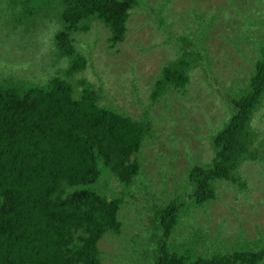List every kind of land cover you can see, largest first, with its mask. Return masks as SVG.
Here are the masks:
<instances>
[{
    "label": "trees",
    "instance_id": "1",
    "mask_svg": "<svg viewBox=\"0 0 264 264\" xmlns=\"http://www.w3.org/2000/svg\"><path fill=\"white\" fill-rule=\"evenodd\" d=\"M45 3L54 5L50 16L58 21L51 25L52 19L41 15L47 26L40 28L37 9ZM140 3L0 0V45L14 44L0 47V55L13 64L6 75H0V264H104L99 241L107 232L121 234L125 230V215L122 218L119 210L139 174L141 164L133 157L140 151L152 123L100 103L102 88H95L79 75L87 67V58L77 52L74 42L76 34L99 22L109 28L111 46H117L125 40L128 20ZM9 13L13 19H9ZM204 15H198L202 20L194 31L197 42L191 37L176 38L184 49L183 57L163 67L154 99L164 91L165 84L185 87L192 62L203 58L207 31L215 18L210 14L206 21ZM32 18L33 33L41 32L45 47L48 40L52 47L48 51L53 50L56 58L68 60L65 67L48 71L41 65L36 75L22 73L30 65L14 61L12 56L23 51L24 40H29L23 35L17 41L9 29L1 27L8 28L13 22L28 24ZM242 19L248 25L264 27V19ZM159 20L162 24V18ZM243 30L249 32L247 26ZM260 50L262 57L254 64L248 88L231 98L234 111L212 138L216 150L212 164L195 165L189 172L193 185L188 195L191 205L216 199V182H237L239 165L258 157L259 151L252 148L257 141L252 121L264 105V43ZM112 178L124 190L111 196L108 192ZM186 206L185 201L176 200L149 205L148 211L157 223L154 264L264 261V248L212 255L189 249L182 254L184 250L173 249L172 239ZM135 235L139 234L132 238Z\"/></svg>",
    "mask_w": 264,
    "mask_h": 264
},
{
    "label": "rangeland",
    "instance_id": "2",
    "mask_svg": "<svg viewBox=\"0 0 264 264\" xmlns=\"http://www.w3.org/2000/svg\"><path fill=\"white\" fill-rule=\"evenodd\" d=\"M140 1L128 20V32L122 43L112 47L109 28L99 22L76 34L74 42L77 52L87 58V67L79 75L95 88H102L100 103L152 123L140 151L133 157L141 164L139 174L119 210L122 218L125 215V230L121 234L107 232L99 241L104 264H154L157 223L148 208L171 200L187 203L172 239L173 249L208 255L234 249L261 250L264 248V105L252 121L257 133L252 148L259 151L258 157L248 158L239 165L237 182L217 181L216 199L194 206L188 200L193 189L188 176L193 166L212 164L216 156L212 138L231 117L234 111L231 100L248 88L254 64L262 57L264 27L248 25L242 18L264 19L261 18L264 0ZM54 8L52 4H43L37 9L39 18L46 16L52 19L51 25L55 24L57 18L50 16ZM202 13L206 21L210 14L215 16L213 27L207 31L203 58L192 62L185 87L165 84L164 91L154 99L163 67L183 57L184 49L178 37H191L197 42L194 31ZM13 18L10 14L9 19ZM33 20L1 27L9 29L17 41L23 35L29 40L28 43L24 40L23 51L12 56L14 61L30 65L22 73L36 75V68L41 65L48 71L65 67L68 60L56 58L53 50L48 51L52 48L48 40L45 47L41 32L33 33ZM46 26V19L41 18L39 27ZM245 26L249 32L243 30ZM13 45L6 43L0 47ZM10 65L13 64L0 55V75H6ZM123 190L118 180L112 178L108 194L112 196ZM135 233L139 235L132 238Z\"/></svg>",
    "mask_w": 264,
    "mask_h": 264
}]
</instances>
